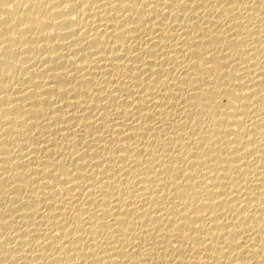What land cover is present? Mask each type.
<instances>
[{
	"label": "bare ground",
	"instance_id": "1",
	"mask_svg": "<svg viewBox=\"0 0 264 264\" xmlns=\"http://www.w3.org/2000/svg\"><path fill=\"white\" fill-rule=\"evenodd\" d=\"M0 264H264V0H0Z\"/></svg>",
	"mask_w": 264,
	"mask_h": 264
}]
</instances>
